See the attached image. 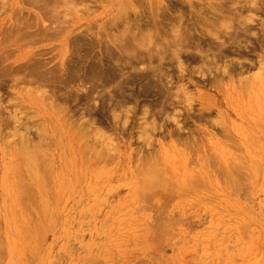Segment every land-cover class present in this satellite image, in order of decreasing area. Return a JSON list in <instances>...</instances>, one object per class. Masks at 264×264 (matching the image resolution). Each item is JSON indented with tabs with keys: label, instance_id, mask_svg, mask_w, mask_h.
<instances>
[{
	"label": "rangeland",
	"instance_id": "374dc122",
	"mask_svg": "<svg viewBox=\"0 0 264 264\" xmlns=\"http://www.w3.org/2000/svg\"><path fill=\"white\" fill-rule=\"evenodd\" d=\"M168 1L0 0V264H264V1L174 3L222 18L202 63L197 41L155 50L142 20Z\"/></svg>",
	"mask_w": 264,
	"mask_h": 264
},
{
	"label": "bare ground",
	"instance_id": "6f19581e",
	"mask_svg": "<svg viewBox=\"0 0 264 264\" xmlns=\"http://www.w3.org/2000/svg\"><path fill=\"white\" fill-rule=\"evenodd\" d=\"M131 1H132V0H131ZM181 1H182V0H181ZM183 1H184V0H183ZM183 1H182V3H179L178 0H177V1H171V2L168 1L169 4H168V3H167V5L164 4V6L166 5V6H165V9H164V8H162V9H163L165 12H164L163 10L160 11V14L163 15V16H162V20H159V16H152V17H151V21L147 20L148 18H147L146 20H145V18H144V21L142 20V22L144 23V24H143L144 27H145V26H146V27L148 26V27H147V30H148V31L155 30V34H154V31L151 32L152 35H151V33L149 32V33H150V36H153V34L156 35V34H157L156 31H158V33L160 34V35H158V34L156 35V39L153 38L154 36L152 37V38H153V41H154V44H155V50H156V49L159 50L160 48L162 49V46H163V45H164V46H165V45H166V46L169 45L170 48H171V51H172V52H173L172 47H175V48H174V49H175V52H176V50L178 51V49H176L177 47H180V50H181V51H184V50H182L181 46H185L186 44H187V45H191V44H193L195 41H197V43H198V44L196 43L197 45L193 44L194 47L196 46L195 48H198V46H199L200 44H205V45H207V46H208V45H209V46H210V45H214V49H215V47H216L217 44L220 45V44H219L220 40H219V42H218V37H215V35H211V34H209V35H208V40L210 39V36H211V37H213V41H214V43H217V42H218V43H217V44H214L212 41H211V42H212V43H211V42H210V40H212V38H211V39L208 41V42H210V43L207 42V43H208V44H207V43L205 42V41H207V40H206L207 37H206V35H205V32L208 33V31L206 30V28H207V26H208V27L211 26V23L209 22V21H211V19H212V21H213V22L211 21L213 25H216L217 22H218L219 20H220L221 22H223V21H222V18L220 19L221 16L218 17V12H216V11H217V10H216L215 12H216L217 14H215V12H214V13H212L211 17L208 16V15H206V16H208V18L203 17L202 15H200V16L198 17V16L196 15V17L193 19V20H194L193 22H190L189 24H188V22H187V24H185V23H186V20H188V19L185 18L186 20H184V19L182 18V15L185 14V15H183V16L186 17V15H188V14H186V13H188V12H186V13L183 12V13H181L182 15H180V14L177 13V11H181V10H178L177 5H180V4H181V6H183L184 4H185V5L187 4V2L184 3L185 1H184V2H183ZM231 1L234 2V0H231ZM231 1L228 0V2H231ZM235 1H236V0H235ZM256 1H257V0H256ZM263 1H264V0H263ZM177 2H178V4H177V5H174V3L176 4ZM191 2H192V1H191ZM191 2H188V5H189V6H191V4H192ZM245 2H246V3H245V4H246V5H245L246 8H247V7H248V8H251V7H252V6H251V4H252L251 1H246V0H245ZM248 2H249V4H250V7H249ZM257 2H258V1H257ZM183 3H184V4H183ZM182 4H183V5H182ZM247 4H248V5H247ZM257 4H258V3H257ZM125 5H126V4H125ZM242 5H243V4H242ZM242 5H240L239 8H241ZM252 5H253V7H254V3H253ZM123 6H124V5H123ZM164 6H163V7H164ZM195 6H196V3H195ZM245 6L243 5L242 7H245ZM173 7H174V8H173ZM175 7H177V8H176L177 10H173V9H175ZM233 7H235V8H233ZM253 7H252V8H253ZM119 8H120V10H121V9H124L125 7H124V8H123V7L121 8V5H120ZM180 8L182 9V7L179 6V9H180ZM183 8H184V7H183ZM246 8H245V9H246ZM199 9H200V7H199ZM214 9H215V8H214ZM237 9H238V7H236V6H232V9H230V12H231V10H232L233 12H231V13L228 12L229 9H227L226 13L228 12L229 15L227 14L226 17H230L231 15H233V17H234L235 15H234L233 13L235 12V14L237 13V17L235 16L234 19L238 20V16H239L238 13L240 12V13L242 14V12H241L240 10H241V9H244V8H241L240 10L238 9V11H237ZM255 9H256V7H255ZM117 10H118V9H117ZM222 10H223V9H222ZM252 10H254V9H251V11H252ZM174 11H176V12H174ZM182 11H183V10H182ZM243 11H245V10H243ZM172 12H173L174 14L176 13V14H175V17H177V18H174L173 15H172L173 17L171 16V14H173ZM222 12H223V11H222ZM118 13H119V12H118ZM118 13L116 12V15H117ZM122 13H123V11H122ZM165 13H166V14H165ZM201 13H202L203 15L206 14V13L204 14V12H201ZM219 13H220V11H219ZM226 13H225V14H226ZM156 14H157V12H156ZM193 14H194V13H193ZM193 14L190 12V15H193ZM209 14H211V13H209ZM116 15H114V17H115ZM118 15H119V17H121L120 14H118ZM118 15H117V18L115 17L114 19H119V18H118ZM176 15H179V16H176ZM220 15H221V13H220ZM144 17H145V16H144ZM209 17H210V18H209ZM226 17L224 16V18L226 19L225 21H227L228 19H230V18H226ZM233 17H232V18H233ZM215 19H216V20H215ZM234 19H233V20H234ZM191 20H192V19H191ZM214 20L216 21V23H215ZM223 20H224V19H223ZM112 21H113V19H112ZM139 21H140V23H141V20H139ZM225 21H224V22H225ZM206 23H207V25H206ZM151 24H152V25H151ZM174 24H175V27H176V28H175L174 30L172 29V31H174L173 34L175 35V37H174L175 40L172 41V46H171V45H170V42H167V43L164 42V41H166V40H164V37H163V38H160V37H162L161 35H164L163 33H166V32H167V31H166V30H168L167 27H172ZM184 24H185V25H184ZM208 24H210V25H208ZM141 25H142V24H140V26H141ZM149 25H151V27H154L155 29H154V28H150V29H149ZM171 25H172V26H171ZM176 25H179V26L177 27ZM218 25H219V22H218ZM218 25H217V27H218ZM244 26H245V24H244ZM141 27H142V26H141ZM146 27H145V30H146ZM211 27H212V26H211ZM237 27H238V26H237ZM172 28H174V27H172ZM200 28H201V29H200ZM214 28H215V26H214ZM151 29H152V30H151ZM247 29H248V28H247ZM159 30H160V31H159ZM169 31H170V29H169ZM204 31H205V32H204ZM241 31H242V30H241ZM246 31H247V30H246ZM12 33H13V31H11L9 34H12ZM195 33H196V34H195ZM197 33H198L199 35H198ZM209 33H210V32H209ZM240 33H241V32L238 33L239 36H240ZM170 35H171V34H170ZM170 35H169V37H170ZM197 35H198V36H197ZM150 36H149V37L146 36V37L149 39ZM157 36H158V38H157ZM159 36H160V37H159ZM195 36H197V37H195ZM234 36H235V35L232 34V37H233L234 39H235V38H236V39L239 38L238 35L235 36V37H234ZM171 37H172V35H171ZM237 37H238V38H237ZM214 38H215V39H214ZM233 38H232V39H233ZM160 39H163L164 41H163V40H160ZM216 39H217V40H216ZM219 39H220V38H219ZM232 39H230V41L228 40L227 42L225 41L224 43L229 44L228 42L231 43ZM150 40H151V38H150ZM156 40L158 41V44L156 43V42H157ZM159 40H160V41H159ZM216 41H217V42H216ZM236 41H238V40H236ZM151 42H152V41H151ZM159 42H161L160 45H162V44H163V45L160 46V45H159ZM162 42H164V43H162ZM221 42H223V41H221ZM221 42H220V43H221ZM226 44H225V46H226ZM128 46H129V45H128ZM130 46H131V45H130ZM130 46H129V47H130ZM132 46H133V45H132ZM229 46H230V44H229ZM118 47L121 48V46H118ZM125 47H126V46H124V48H125ZM157 47H158V48H157ZM211 47H213V46H211ZM219 47H220V48H219ZM223 47H224V46H223ZM124 48H123V51H125V52L127 51L126 54H128V55H129V53H131V57H133V56H135V55H136V57H139V56H140V57H139V58H140V62L138 63V65L141 63V61H144V59L141 60L142 57L146 59L145 56H147V59H149L151 62H152V60H153V57H156V56H153V55H152V52H150V51L147 52L148 54L145 52L147 55H145L144 53H142L141 55H139V53H137V54H138V56H137V54L134 53V52H137V51L140 52V50H136V49L134 50V49H133V52H132V50H131V51H128V49H130V48H128V49L125 48V50H124ZM131 48H133V47H131ZM164 48H165V47H164ZM170 48L168 49V47H166V49H168V50L165 49V52H167V53L169 54V53L171 52V51H170ZM191 48H192V47H191ZM161 49H160V52H162V51L164 50V49H162V50H161ZM183 49H184V48H183ZM198 49H199V50H198ZM198 49H195V50H197V51H196V54H197V53L200 54V53L203 52V51H200V47H199ZM216 49H218L219 51L216 50ZM216 49H215V50L217 51L216 54H217V56H218L219 53L221 54L220 51H222L223 49H221V46L216 47ZM158 50H157V51H158ZM180 50H179V51H180ZM187 50H188V49H186V51H187ZM190 50H191V49H190ZM193 50H194V48H193ZM168 51H169V52H168ZM181 51H180V53H179L180 56H181V53H182ZM186 51H184V52H186ZM224 51H226V50H224ZM224 51L222 52V55H223L224 57H223L222 55L219 56V57H223V58L225 59V58H227V57L229 56V55H228L229 53L226 54V56L228 55V56L226 57V56L224 55L226 52H224ZM128 52H129V53H128ZM160 52H159V54H157V53H156V54L159 55L161 59H163V57L166 58V55H168V54L165 53L166 55L164 54V56H162V55H160ZM175 52H173V54H174ZM199 52H200V53H199ZM208 52H209V51H208ZM208 52H207V54H206V52H203V55L206 54V57H207V58L210 57V56L208 55ZM133 53H134V54H133ZM140 53H141V52H140ZM163 53H164V51H163ZM176 53H177V52H176ZM187 53H189V52L187 51L186 54H187ZM190 53L192 54V52H190ZM193 53H194V52H193ZM211 53H212V52H211ZM211 53H210V54H211ZM132 54H133V56H132ZM143 54H144V56H142ZM153 54H154V53H153ZM156 54H155V55H156ZM161 54H162V53H161ZM170 54L173 55L172 53H170ZM183 54H185V53H183ZM186 54H185V57L187 56ZM220 54H219V55H220ZM176 55H178V54H176ZM194 55H195V54H194ZM194 55L192 54V56H191V55H189V56L193 57ZM200 55H201V54H200ZM161 56H162V57H161ZM168 56H169V55H168ZM189 56H188V57H189ZM198 56H199V55H198ZM201 56H202V55H201ZM201 56H200V57H201ZM211 56H212V55H211ZM217 56L215 55V57H216V61H217V60H220V61H221V58H218V59H217ZM176 57H177L176 59H178L177 62H175L176 60H175L174 58H173V60H175V61H172V60H170V61L177 63L179 69L181 70V71L179 70V72H180L179 75H180L181 72H182V74L184 73V67H183V63H184V62H183V61H185V62H187V63H188V61H186V58H185V57H184L185 60H183V58H180L179 55L176 56ZM181 57H182V56H181ZM188 57H187V59H188ZM204 57H205V56H202V58L200 59V61H201V60L203 61ZM139 58H137V59L139 60ZM157 58H158V57H157ZM160 58H158V59L160 60ZM223 58H222V59H223ZM132 59H133V58H132ZM134 59H135V57H134ZM180 59H182V60H180ZM193 59H194V58H193ZM1 60H2V61H1ZM1 60H0V62H3V59H2V58H1ZM149 60H147V61H149ZM159 60H158V61H159ZM164 60H166V59H164ZM164 60H163L162 62H164ZM188 60H189V59H188ZM194 60H195V59H194ZM194 60H192V61H194ZM207 60H208V62H211V60H209V58L206 59V61H207ZM213 60H214V59H213ZM4 61H5V60H4ZM118 61H119V60H117V62H118ZM134 61H135V60H134ZM170 61H169V63L166 64V65L171 64L172 62L170 63ZM202 61H201V63H202ZM206 61H203V62H206ZM214 61H215V60H214ZM129 62H132V61H129ZM137 62H138V61H137ZM151 62H150V63H151ZM165 62H166V61H165ZM217 62H219V61H217ZM119 63H120V62H119ZM145 63H146V62H145ZM150 63L147 62L146 64H147V66H150V65H151V67H152V63H151V64H150ZM175 63H174V64L172 63L173 66L176 65ZM187 63H184V64H187ZM1 64H2V63H1ZM142 64H144V63L142 62ZM148 64H149V65H148ZM172 64H171V65H172ZM188 64H189V63H188ZM204 64H205V63H204ZM210 64H211V63H210ZM210 64H209V65H210ZM214 64H215V62H214ZM122 65H123V66H127L126 61H125L124 63H122ZM129 65H130V64H128L127 67H133V68H131V69H133V70L135 71V72H134L133 70H131V74H132V72H134V75H135V73H136V69L138 70V68H136L135 66H129ZM140 65H141V64H140ZM140 65H139V66H140ZM160 65H161V64L159 63V65H158V66H159V67H158L159 69L162 68V66L160 67ZM171 65H170L168 68H170ZM177 65H176V66H177ZM212 65H213V64H211L210 66L213 67ZM9 66H12V65H9ZM91 66L94 67L93 65H91ZM99 66H100V65H99ZM102 66H104V64L101 65L100 70H99L100 72H101V68H102ZM107 66H108V65H107ZM109 66H110V65H109ZM173 66H172V68H174ZM185 66H186V65H185ZM5 67H6V65H5ZM12 67H13V66H12ZM112 67H113V66H112ZM115 67L118 68V66H115ZM134 67H135V68H134ZM151 67H150V69H151ZM187 67H188V66H187ZM1 68H2V67H1ZM124 68H125V67H124ZM154 68H156V67H154ZM8 69H9V71H8L9 74H10V69H12L11 74H13L14 69L11 68V67H9ZM8 69H7V67H6V69H0V70H4V75H2V74H1V75H2V76L7 75V74H8V72H7ZM94 69H95V68H94ZM94 69H93V72L96 73V70H98L99 68L96 69L95 71H94ZM125 69H126V68H125ZM142 69H143V68H142ZM159 69L156 68L155 70H157L158 72H161ZM166 69H167V67H166ZM104 70H105V69H104ZM111 70H113V69H111ZM115 70H116V71L118 72V74L120 75V78L115 79V80H114V83H113V81H112L113 78H112V80H111V77H110V78H109L108 76L105 77V76H106V75H105V72L102 71V72H104L103 74L105 75V76H103L104 80L107 81V79L109 78V80L112 81L113 84H116V83H115L116 80H119L118 82H120V80L126 79V78H121L122 74H120V71H121L120 68H118V70H117V69H115ZM161 70H162V69H161ZM163 70H164V66H163ZM187 70H188V69H187ZM5 71L7 72V74L5 73ZM90 71H92L91 68H90ZM113 71H114V70H113ZM116 71H114V73L116 74V78H117V77H119V75L117 76V72H116ZM129 71H130V69H129ZM165 71H166V70H165ZM0 72L2 73V71H0ZM73 72L75 73V72H77V71L75 70V71H73ZM93 72H92V73H93ZM97 72H98V71H97ZM102 72H101V74H102ZM108 72H109V71H108ZM108 72H106V74H107ZM124 72H125V71H124ZM143 72H144V71H143ZM158 72L155 71V72H153V73H155L156 75H158V74H159ZM162 72H163V71H162ZM167 72H168V70H167ZM95 73H94L93 78H95V79H97V78H102V75H103V74H102L101 76H98V75L95 76V75H96ZM112 73H113V72H112ZM112 73L110 72V73H108V74H111V75H113V76L115 77L114 73H113V74H112ZM127 73L130 74V72H128V71H127ZM127 73H126V74H127ZM137 73L139 74L140 72H137ZM157 73H158V74H157ZM9 74H8V75H9ZM97 74H98V73H97ZM108 74H107V75H108ZM124 74H125V73H124ZM138 74H137V75H138ZM142 74H143V73H142ZM142 74H141V75H142ZM161 74H163V73H161ZM161 74H159L158 77H159ZM166 74H167V73H166ZM99 75H100V73H99ZM139 75H140V74H139ZM139 75H138V76H139ZM143 75H145V74H143ZM147 75H148V73H147ZM156 75H154V76H156ZM170 75H171V74H170ZM170 75H169V76H170ZM179 75H178V76H179ZM183 75H184V74H183ZM2 76L0 77V80H1V81H2V78H3ZM10 76H12L13 79H14V77H15V76H13V75H9V77H10ZM129 76H130V75H129ZM161 76H162V75H161ZM161 76H160V77H161ZM7 77H8V76H7ZM7 77H6V78H7ZM122 77H124V76H122ZM130 77H131V76H130ZM158 77H155V78H157L158 80H160V79L162 78V77H161V78L159 77V78H160V79H159ZM12 78L10 77L9 80L13 81ZM105 78H107V79H105ZM141 78H142V77H141ZM143 78H148V77H145V76H144ZM143 78H142V79H143ZM150 78H151V77H149L148 79H150ZM155 78H153V79L156 80V82H158V83L162 81V80H161V81H157V79H155ZM170 78L172 79V82H173L174 79L172 78V76L169 77V79H170ZM256 78H257V77H256ZM259 78L262 79V77H259ZM180 79H183V78H179L178 80H180ZM15 80H19V78H16ZM31 80H32V79H31ZM109 80H108V81H109ZM140 80H141V79H140ZM178 80H177V81H178ZM262 80H263V79H262ZM1 81H0V82H1ZM3 81H4V82H3ZM3 81H2V83H0V85L6 82V80H4V79H3ZM20 81H21V80H20ZM29 81H30V80H29ZM97 81H98V80H96L95 82L98 83ZM110 81H109V82H110ZM144 81H145V79H144ZM180 81H181V80H180ZM180 81H179V82H180ZM95 82H94V83H95ZM151 82H153V81H151ZM156 82H155V83H156ZM169 82H170V81H169ZM169 82H168V84H169ZM81 83H83V81H82ZM84 83H85V82H84ZM84 83H83V84H84ZM94 83H93V84H94ZM96 83H95L94 85H92V89H93V90H94V87H95V86H96L95 88H98V86H99V85L97 86ZM112 83H111V84H112ZM174 83H175V82H174ZM174 83H173V84H174ZM107 84H108V83H107ZM111 84L109 83V86L106 85V87H104V86H103V87H104V88L109 87V89H110V88H111V87H110ZM113 84H112V85H113ZM119 84H121V83H119ZM159 84H162V83H159ZM163 84H164V83H163ZM170 84H171V83H170ZM182 84L184 85V83H182ZM182 84H181V85H182ZM112 85H111V86H112ZM130 85H131V84H130ZM181 85H180V87H177L176 89H178V88H179L178 90L182 89ZM82 86H83V85H82ZM113 86H115V87H113V88H116V90L118 89V91H119L118 93H120V90H121V89H122L123 91H124V90L126 91V90L129 88V90H130V86H128V85H127L128 88L126 87V89L122 88V86H119V85H118V86L121 87V89H120V88H117V87H116L117 85H113ZM147 86H149L148 88H150L151 85H147ZM152 86H153V85H152ZM99 87H100V86H99ZM101 87H102V86H101ZM101 87H100L99 89H101ZM103 87H102V89L104 90ZM123 87H124V86H123ZM171 87H172V86H171ZM86 88H88V87H86ZM86 88H85V89H86ZM89 88H91V87H89ZM166 88H167V87H166ZM1 89H2V88H1ZM74 89H75V91H79L78 89H82V88H77V87L75 88V87H74ZM76 89H77V90H76ZM99 89H96V90H99ZM107 89H108V88H107ZM145 89H146V88H145ZM159 89L161 90V88H159ZM159 89H158V90H159ZM71 90H72V88H71ZM83 90H84V89H83ZM86 90H87V89H86ZM86 90H85V91H86ZM88 90H89V89H88ZM88 90H87V91H88ZM90 90H91V89H90ZM114 90H115V89H114ZM122 90H121V93H122ZM129 90H127V91H129ZM139 90H140V89H139ZM182 90H183V89H182ZM87 91L85 92V95H86V96H87L86 93H88ZM91 91H92V90H91ZM91 91L88 93L90 96H91V94L98 92V91H95V92L92 91L93 93H91ZM109 91H110V90H109ZM109 91H106V92L108 93ZM125 91H124V92H125ZM149 91H150V90H149ZM149 91H148V93H149ZM99 92H100V94L102 93L101 91H99ZM104 92H105V90H104ZM110 92H112V91H110ZM116 92H117V91H116ZM116 92H115V93H116ZM141 92H142V91L140 90V93H141ZM90 93H91V94H90ZM118 93H117V95H118ZM127 93H128V92H126V94H127ZM143 93H144V92H143ZM143 93H141V94H143ZM146 93H147V92H146ZM148 93H147V95H148ZM152 93H154V92H152ZM152 93H149V94L152 95ZM156 93H157V92H156ZM156 93L153 94V95H156V96H157L158 93H157V94H156ZM178 93H179V92H178ZM98 94H99V93H98ZM108 94H109V93H108ZM122 94L125 95V93H122ZM122 94H120V95H122ZM0 95H1V94H0ZM120 95H118V96H120ZM124 95H123V96H124ZM151 95H150V96H151ZM168 95H169V94H168ZM143 96H144V95H143ZM124 97H126V96H124ZM147 97H149V95H148ZM153 97H154V96H153ZM153 97H151V98L153 99ZM183 97H184V96H183ZM1 98H2V96H1ZM122 98H123V97H122ZM130 98H131V97H130ZM156 98H157V97H156ZM159 98H160V97H159ZM159 98H158V99H159ZM161 98H162V97H161ZM161 98H160V99H161ZM137 99H138V98H137ZM148 99H149V98H148ZM160 99H159V100H160ZM186 99H188V98L186 97ZM0 100H2V99H0ZM184 100H185V97H184ZM2 101H4V99H3ZM2 101H0V102H2ZM145 101H146V100H145ZM141 102H142V101H141ZM143 102H144V100H143ZM162 102H163V101H162ZM172 102H173V100H172ZM187 102H188V101H187ZM150 103H151V102H150ZM173 103H174V102H173ZM148 104H149V102H148ZM151 104H152V103H151ZM170 105H171V104H170ZM115 106H116V104H115ZM149 106H150V104L147 106V108H148ZM1 107H2V106H1ZM148 109L151 110V107L148 108ZM150 110H146V109H145V110H144L145 115L150 114V113H149ZM63 126H64V125H63ZM77 136H79V135H77ZM83 136H84V134H83ZM84 138H86V137H84ZM82 152H84V151H82ZM82 152H81V155H82ZM27 154H28V153H27ZM31 154H32V153H31ZM79 154H80V153H79ZM90 154H92V153L90 152ZM27 156H29V155H27ZM33 156L36 158V156H38V154H37V155L33 154ZM39 156H40V154H39ZM90 156H91V155H90ZM34 157H33V158H34ZM94 157H95V156H94ZM94 157L89 158V159H93ZM30 158H31V157H30ZM30 158H29V159H30ZM40 158H41V156H40ZM86 158H88V157H86ZM36 159H39V158H36ZM230 166H231V165H230ZM232 167H233V166H232ZM233 168H234V167H233ZM42 171H43V170H42ZM33 173H35V172H33ZM37 175H38V174H37ZM34 176H35V175H34ZM33 178H35V177H33ZM39 178H40V177H39ZM39 178H38V179H39ZM36 179H37V177H36ZM18 181H20V180H18ZM18 181L16 180V184L19 183ZM39 181H40V180H39ZM20 184H21V183L17 184V186H18V185H19V186H22V188L25 187V186L23 187V185H20ZM19 186H18V187H19ZM25 188H26V187H25Z\"/></svg>",
	"mask_w": 264,
	"mask_h": 264
}]
</instances>
